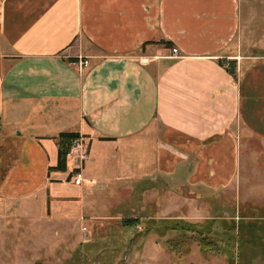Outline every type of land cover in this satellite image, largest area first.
<instances>
[{
    "label": "crops",
    "instance_id": "crops-1",
    "mask_svg": "<svg viewBox=\"0 0 264 264\" xmlns=\"http://www.w3.org/2000/svg\"><path fill=\"white\" fill-rule=\"evenodd\" d=\"M61 133L86 138V199L112 147L156 219L226 195L264 149V0H0L3 211L66 189L71 170L49 172Z\"/></svg>",
    "mask_w": 264,
    "mask_h": 264
},
{
    "label": "rangeland",
    "instance_id": "rangeland-1",
    "mask_svg": "<svg viewBox=\"0 0 264 264\" xmlns=\"http://www.w3.org/2000/svg\"><path fill=\"white\" fill-rule=\"evenodd\" d=\"M257 146L226 195L195 202L199 213L192 202L179 201L178 212L179 203L168 201L165 212H177L168 219L154 218L159 210L147 187L118 180L119 160H107L118 156L114 147L101 152L110 164L90 199L81 193L78 155L68 157V169L79 172L66 189L53 181L54 199L30 201L24 213L16 203L3 211L0 201V264H264V149ZM93 166L91 159L87 172L94 176Z\"/></svg>",
    "mask_w": 264,
    "mask_h": 264
},
{
    "label": "trees",
    "instance_id": "trees-1",
    "mask_svg": "<svg viewBox=\"0 0 264 264\" xmlns=\"http://www.w3.org/2000/svg\"><path fill=\"white\" fill-rule=\"evenodd\" d=\"M81 135L79 133H61L58 136V163L55 167H52L49 169V172H62L66 173L68 171V155L70 153L72 144L75 139L79 138ZM84 139H86L84 136H82ZM79 171H73L69 175V181L74 176L75 173H78Z\"/></svg>",
    "mask_w": 264,
    "mask_h": 264
},
{
    "label": "built area",
    "instance_id": "built-area-1",
    "mask_svg": "<svg viewBox=\"0 0 264 264\" xmlns=\"http://www.w3.org/2000/svg\"><path fill=\"white\" fill-rule=\"evenodd\" d=\"M173 54L177 55L179 53L178 49L175 48L172 50ZM79 61V62H78ZM78 61H74L72 64L75 65L77 62L81 64L82 66L88 67L90 64V61L88 59H80ZM74 155H78L80 162H81V170L83 169V165L88 161L89 159V151L88 147L85 145V139L80 136L79 138L75 139L70 153L68 155L69 158L73 157Z\"/></svg>",
    "mask_w": 264,
    "mask_h": 264
},
{
    "label": "bare ground",
    "instance_id": "bare-ground-1",
    "mask_svg": "<svg viewBox=\"0 0 264 264\" xmlns=\"http://www.w3.org/2000/svg\"><path fill=\"white\" fill-rule=\"evenodd\" d=\"M68 180H69V178H68Z\"/></svg>",
    "mask_w": 264,
    "mask_h": 264
}]
</instances>
